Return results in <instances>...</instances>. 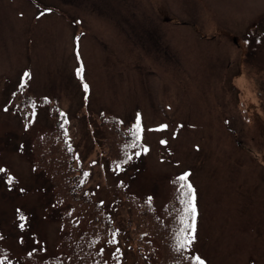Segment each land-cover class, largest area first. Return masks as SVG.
I'll return each mask as SVG.
<instances>
[{
    "label": "rangeland",
    "instance_id": "1",
    "mask_svg": "<svg viewBox=\"0 0 264 264\" xmlns=\"http://www.w3.org/2000/svg\"><path fill=\"white\" fill-rule=\"evenodd\" d=\"M107 113L140 128L131 164L112 166L99 142ZM60 120L95 198L122 181L161 208L171 175L189 173L192 251L264 264V0H0V245L15 259L0 264H27L43 240L58 250L48 180L20 147ZM109 206L125 263L144 264L125 207Z\"/></svg>",
    "mask_w": 264,
    "mask_h": 264
},
{
    "label": "trees",
    "instance_id": "2",
    "mask_svg": "<svg viewBox=\"0 0 264 264\" xmlns=\"http://www.w3.org/2000/svg\"><path fill=\"white\" fill-rule=\"evenodd\" d=\"M101 129L102 142L113 165L131 162L142 147L135 131L110 115L103 116ZM65 131L63 126L44 129L31 149L36 169L49 180L44 192L54 196V214L60 221L58 250L43 255L35 249L23 260L28 264H125L122 253L114 248L116 226L112 214L84 187V175L76 166ZM180 176H172L170 195L161 209L151 197L132 193L122 184L123 194L114 196V202L121 200L125 205L126 237L143 256L144 264H199L186 243L193 214L186 210L189 196L182 194L187 189H180ZM0 258H10L3 246Z\"/></svg>",
    "mask_w": 264,
    "mask_h": 264
},
{
    "label": "snow or ice",
    "instance_id": "3",
    "mask_svg": "<svg viewBox=\"0 0 264 264\" xmlns=\"http://www.w3.org/2000/svg\"><path fill=\"white\" fill-rule=\"evenodd\" d=\"M78 39L79 38L77 37V40ZM79 73H80V70H78V74ZM25 75L27 76L28 74L25 73ZM84 87H85V89H87L88 86L85 84ZM66 122L67 121H65V123ZM162 143H164V141H162ZM137 155H139V153H137ZM85 175H87V173H85ZM189 175H190L189 173H185L184 175H182L178 178V180L181 182L180 183V189H187V191L182 193V194L189 196V199L187 201L186 210L190 211L193 214L192 223L190 225H188V228L190 229V233H189V236L186 238L187 244H191L195 240V231H196V227H195L196 206H195V202H194L195 201L194 189L190 183H186ZM113 242H114V240H113ZM183 246H184V244H181V247H183ZM196 259L199 261V264H205V262L202 259H200L199 257H197Z\"/></svg>",
    "mask_w": 264,
    "mask_h": 264
}]
</instances>
